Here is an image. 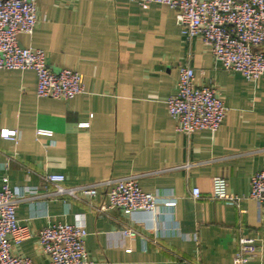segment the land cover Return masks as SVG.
<instances>
[{"label": "crops", "instance_id": "crops-1", "mask_svg": "<svg viewBox=\"0 0 264 264\" xmlns=\"http://www.w3.org/2000/svg\"><path fill=\"white\" fill-rule=\"evenodd\" d=\"M174 14L157 3L37 0L36 26L19 44L43 49L53 70L78 71L83 92L38 97L33 70L0 69V130L18 133L0 137V188L4 177L12 187L37 188L15 211L33 233L55 222L84 227L89 264H234L240 236L259 247L250 264H264V221L249 196L251 176L264 166V74L225 70L201 39H185ZM182 65L223 98L217 131L176 130L164 100ZM48 173L62 174L68 187L136 175L142 190L176 205L99 211L106 188L92 197L47 196ZM215 176L226 178L235 202L212 198ZM129 228L134 237L122 234ZM12 252L46 263L35 235Z\"/></svg>", "mask_w": 264, "mask_h": 264}, {"label": "built area", "instance_id": "built-area-1", "mask_svg": "<svg viewBox=\"0 0 264 264\" xmlns=\"http://www.w3.org/2000/svg\"><path fill=\"white\" fill-rule=\"evenodd\" d=\"M139 4L157 3L174 10L175 24L186 40L199 38L210 47L213 56L227 71L240 72L247 79L264 74V0H126ZM37 23V0H0V69H30L36 75V95L71 100L83 92L81 74L70 68L53 70L46 62L43 49L19 44L20 34L31 35ZM176 130L190 134L198 130L215 132L225 116L223 98L213 83L199 85L193 68L178 69L177 88L164 100ZM88 123H81L82 126ZM0 137L17 140L15 129L3 128ZM264 152V147H263ZM64 176L48 173L45 183L54 188L45 195L77 198L92 197L99 188H106L108 203L99 211L117 208L125 214L153 213L159 205L174 207L175 199L162 200L155 193L144 191L136 175L108 178L99 182L63 186ZM249 196L257 203L264 221V166L251 176ZM199 196L197 188L191 191ZM34 186H10L4 177L0 188V264H33L30 258L12 252V246L35 235L46 256L45 264H89L85 249L87 231L68 222L51 223L36 233L16 218L19 202L36 195ZM212 198L235 202L237 196L227 191L223 176L212 179ZM122 234L134 237L136 231L124 229ZM259 247L253 238L240 236L233 255L234 264H250Z\"/></svg>", "mask_w": 264, "mask_h": 264}]
</instances>
